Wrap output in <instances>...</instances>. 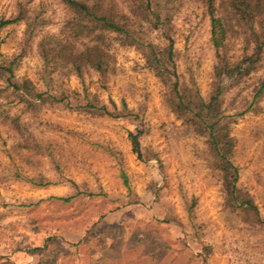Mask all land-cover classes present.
I'll list each match as a JSON object with an SVG mask.
<instances>
[{
  "label": "rangeland",
  "instance_id": "obj_1",
  "mask_svg": "<svg viewBox=\"0 0 264 264\" xmlns=\"http://www.w3.org/2000/svg\"><path fill=\"white\" fill-rule=\"evenodd\" d=\"M112 1L137 26L138 3ZM20 3L44 21L30 37L23 20L0 28V60L16 58L17 79L51 93L87 90L111 110L125 102L138 117L26 106L0 80V264H264V223L226 205L206 137L173 111L168 86L141 50L112 40L105 79L93 69L80 78L62 67L45 78L38 43L46 34H70L74 12L64 0H0V20L17 15ZM164 8L179 81L208 99L216 49L203 0H169ZM141 22L145 40L165 43ZM85 41L78 36L74 44ZM226 45L232 59L243 52L238 33L230 32ZM263 77L264 59L248 81L228 88L224 114L246 110ZM234 118L237 184L264 221V94ZM138 131L141 158L129 135Z\"/></svg>",
  "mask_w": 264,
  "mask_h": 264
},
{
  "label": "trees",
  "instance_id": "obj_2",
  "mask_svg": "<svg viewBox=\"0 0 264 264\" xmlns=\"http://www.w3.org/2000/svg\"><path fill=\"white\" fill-rule=\"evenodd\" d=\"M132 1L138 3L142 11L137 26H134L130 17L114 11L112 0H64L75 15L67 23L72 29L70 34L64 38L46 34L38 43L45 78L46 73L51 75L55 68L62 67L67 69L66 73L76 74L80 78H83L85 68L93 69L101 79H105L111 67L112 56L108 48L111 41L136 46L143 53L147 67L168 86L167 101L173 111L206 137L210 165L220 177L226 205L232 211L248 214L255 225L263 224L254 200L237 184L239 171L232 160L234 139L230 136V120L258 105L264 94V77L254 87L251 103L246 110L227 115L222 106L228 88L248 81L264 59V0H203L210 16L212 43L216 49L213 88L208 99H204L196 89L183 87L179 81L174 40L165 30L167 16L164 6L169 0ZM220 6L225 7L223 15L218 14ZM20 20L26 24L28 37L44 21L38 15L29 16L20 3L18 14L1 19L0 28ZM141 21L147 23L151 31L160 32L159 37L166 39L165 43L155 42L152 38L145 40L141 34ZM230 32L238 33L242 38L243 52L236 59H232L226 49ZM78 36L86 39L83 46L74 44ZM16 62V58L0 60V80L26 106L37 108L46 103L64 104L96 115L125 116L130 119L138 117L125 102L120 110H111L96 94L87 90L84 94L73 90L51 93L49 89L38 88L28 78L17 79ZM129 135L134 152L141 158L140 132H130ZM124 178L126 181L125 174ZM31 181L36 185L49 183L44 180ZM72 197L60 199L70 201Z\"/></svg>",
  "mask_w": 264,
  "mask_h": 264
}]
</instances>
